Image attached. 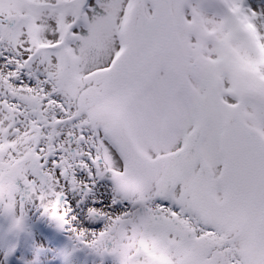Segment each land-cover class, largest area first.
<instances>
[{
	"label": "snow or ice",
	"instance_id": "obj_1",
	"mask_svg": "<svg viewBox=\"0 0 264 264\" xmlns=\"http://www.w3.org/2000/svg\"><path fill=\"white\" fill-rule=\"evenodd\" d=\"M239 5L264 34V0ZM202 23L188 0H0V203L41 191L121 264H264V108L213 102Z\"/></svg>",
	"mask_w": 264,
	"mask_h": 264
},
{
	"label": "bare ground",
	"instance_id": "obj_2",
	"mask_svg": "<svg viewBox=\"0 0 264 264\" xmlns=\"http://www.w3.org/2000/svg\"><path fill=\"white\" fill-rule=\"evenodd\" d=\"M230 7L233 13H246L245 28L247 36L237 34L236 41L239 43H243L246 40L250 41L259 52L261 61L264 62V34H261L256 24L253 23L256 17L243 10L236 0H233ZM204 31L207 35H215V31L211 28L204 29ZM191 34L194 40L201 42V38L198 35H194L192 32ZM202 46L205 57L208 55L221 56V59H216L213 64H208L206 60L201 61V65L207 74L206 82L209 86L206 85V89L209 96L214 103L218 102L225 92V86L230 85L228 91L237 101L234 106L237 118L248 119L244 115L245 112L251 115L257 108L250 106L245 101V85L243 81L225 60L223 50L213 52L212 46L208 45V50L206 51L203 43ZM225 72H227V76ZM18 187L20 193L15 197V206L12 211H8L4 203H0V218H3L4 229L1 230L0 228V264H60L57 263L59 258H63L62 264H67L70 260V255L80 259L81 262L77 264H106L102 256L107 254L109 256L110 254L107 252L114 254L111 264H121L119 255L112 251L113 244L110 241H104L95 247H91L89 246L90 241L81 242L77 239L76 232L68 227H62L53 218L52 197L44 195L39 190L32 192L26 189L21 182H18ZM17 221H20L19 226H17ZM102 230V226L88 229L90 232ZM63 234L66 240L68 238V243L61 246L60 237ZM8 237L14 238V243L9 242L7 240ZM19 242L20 244L17 247ZM67 244L69 245L68 247ZM16 247L19 250L17 254L14 253ZM63 254H66V256L62 257ZM90 255L97 257L95 260H89L88 257ZM68 264L76 263L70 261Z\"/></svg>",
	"mask_w": 264,
	"mask_h": 264
},
{
	"label": "clouds",
	"instance_id": "obj_3",
	"mask_svg": "<svg viewBox=\"0 0 264 264\" xmlns=\"http://www.w3.org/2000/svg\"><path fill=\"white\" fill-rule=\"evenodd\" d=\"M232 2L233 0H188L203 21L191 32L201 38L206 51L208 45L212 46L213 52L223 50L225 60L245 85V101L254 108H264V62L250 41H236L237 34L247 36L246 13H233L230 7ZM236 2L242 5L243 0ZM253 23L261 32L257 21L254 20ZM207 28L214 29L215 35H207L204 31ZM215 58L221 59V56L216 55ZM225 75L227 76V72Z\"/></svg>",
	"mask_w": 264,
	"mask_h": 264
}]
</instances>
